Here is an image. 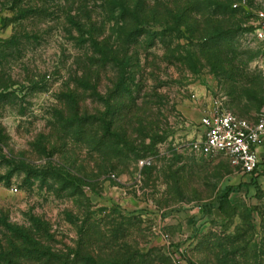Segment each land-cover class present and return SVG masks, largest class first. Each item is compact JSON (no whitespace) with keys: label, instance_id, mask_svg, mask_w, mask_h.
I'll return each mask as SVG.
<instances>
[{"label":"rangeland","instance_id":"374dc122","mask_svg":"<svg viewBox=\"0 0 264 264\" xmlns=\"http://www.w3.org/2000/svg\"><path fill=\"white\" fill-rule=\"evenodd\" d=\"M109 1L0 0V254L264 264V152L250 180L193 147L217 98L264 105V0Z\"/></svg>","mask_w":264,"mask_h":264},{"label":"built area","instance_id":"2783aa9c","mask_svg":"<svg viewBox=\"0 0 264 264\" xmlns=\"http://www.w3.org/2000/svg\"><path fill=\"white\" fill-rule=\"evenodd\" d=\"M252 35L264 50V10L257 12ZM198 123L203 133L193 144L195 152L203 157L225 156L242 176L251 178L264 152V105L255 119L248 121L236 117L217 98L200 115Z\"/></svg>","mask_w":264,"mask_h":264},{"label":"trees","instance_id":"16d2710c","mask_svg":"<svg viewBox=\"0 0 264 264\" xmlns=\"http://www.w3.org/2000/svg\"><path fill=\"white\" fill-rule=\"evenodd\" d=\"M142 0H110L109 3L112 4L115 7H118L121 9V13H126L128 14V16L131 17L132 21L137 22L138 20H142V16H147V15H141V12L138 11L139 6H143V9L145 10V3ZM182 22V21H181ZM128 35H132L134 34H138L139 31L137 30H133V32H128ZM257 176H259V172L258 169H256L255 171L252 172L251 174V178L250 180H254L255 178H257ZM229 195V191H225L223 192L221 195H219L216 198V201L214 203V205H216L217 208L222 209L224 203L227 201ZM20 237L23 239L22 244L23 245H33L35 246V244L30 240V237L27 234L22 233L21 231L19 232ZM18 249V248H16ZM22 251H27V250H23ZM20 250V251H21ZM28 252V251H27ZM9 255V256H8ZM19 256H22V253H20ZM11 257H10V253H2L0 254V264H11ZM188 264H193L192 262H190L189 260H187Z\"/></svg>","mask_w":264,"mask_h":264}]
</instances>
